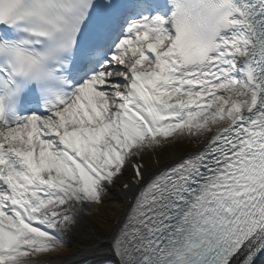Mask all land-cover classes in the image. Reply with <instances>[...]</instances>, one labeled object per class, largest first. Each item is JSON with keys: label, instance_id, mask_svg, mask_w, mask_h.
I'll return each instance as SVG.
<instances>
[{"label": "snow or ice", "instance_id": "obj_1", "mask_svg": "<svg viewBox=\"0 0 264 264\" xmlns=\"http://www.w3.org/2000/svg\"><path fill=\"white\" fill-rule=\"evenodd\" d=\"M126 173L96 264H264V0H0V264Z\"/></svg>", "mask_w": 264, "mask_h": 264}, {"label": "rangeland", "instance_id": "obj_2", "mask_svg": "<svg viewBox=\"0 0 264 264\" xmlns=\"http://www.w3.org/2000/svg\"><path fill=\"white\" fill-rule=\"evenodd\" d=\"M193 150L190 145L181 144L175 149L176 155H183L186 151ZM171 156L169 149L158 150L156 157L161 164L166 163ZM127 179V173L109 189V195L105 197L101 209H96L90 216H84L83 224L76 227L70 234L66 247L60 253H52L44 259L48 261H65L67 259H79V255L88 248L93 247L99 240H105L113 234L117 223L123 219L127 209L124 200L117 194L120 182ZM98 219H94L93 217ZM59 256H62L59 258Z\"/></svg>", "mask_w": 264, "mask_h": 264}, {"label": "bare ground", "instance_id": "obj_3", "mask_svg": "<svg viewBox=\"0 0 264 264\" xmlns=\"http://www.w3.org/2000/svg\"><path fill=\"white\" fill-rule=\"evenodd\" d=\"M117 194L124 200V206L126 209H128V206H129V201L127 199L128 193H126L123 189H119L117 191ZM83 220H84V218L81 219V222L77 225L78 227H80V225L83 224ZM119 221H121V220L119 219ZM111 236L112 235H110L105 240H99V242L94 245V246H97V247H95L94 251L89 252V251H86L87 249L85 251H83L79 255L81 257L79 259L74 258V259H67L65 261H49V264H74L76 262L78 263V262L84 261L85 259L97 258L98 254L107 251L108 242L111 240ZM91 248H93V247H91ZM91 248H88V249H91Z\"/></svg>", "mask_w": 264, "mask_h": 264}, {"label": "trees", "instance_id": "obj_4", "mask_svg": "<svg viewBox=\"0 0 264 264\" xmlns=\"http://www.w3.org/2000/svg\"><path fill=\"white\" fill-rule=\"evenodd\" d=\"M102 205H103V204L99 205V206L97 207V209H99V210H100ZM93 218H94V219H95V218H96V219H98V218H97V217H95V216H94ZM59 253H60V252H59Z\"/></svg>", "mask_w": 264, "mask_h": 264}]
</instances>
